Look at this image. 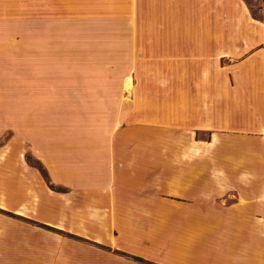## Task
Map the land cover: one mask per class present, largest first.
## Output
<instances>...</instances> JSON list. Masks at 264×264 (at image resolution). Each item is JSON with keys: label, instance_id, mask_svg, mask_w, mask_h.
Listing matches in <instances>:
<instances>
[{"label": "crops", "instance_id": "obj_1", "mask_svg": "<svg viewBox=\"0 0 264 264\" xmlns=\"http://www.w3.org/2000/svg\"><path fill=\"white\" fill-rule=\"evenodd\" d=\"M70 14L114 24L128 62L2 81L0 264H264V19L248 0ZM72 102L95 106L59 120Z\"/></svg>", "mask_w": 264, "mask_h": 264}, {"label": "rangeland", "instance_id": "obj_2", "mask_svg": "<svg viewBox=\"0 0 264 264\" xmlns=\"http://www.w3.org/2000/svg\"><path fill=\"white\" fill-rule=\"evenodd\" d=\"M248 1L254 15L264 19V0ZM94 18L83 22L72 16L70 0H0V92L6 79L69 84L70 64H126L125 56L112 54L114 41L110 40V32L117 31V27ZM84 35L88 39H82ZM98 91L94 92L98 95ZM89 105L95 106L59 103V120L69 122L72 110L85 111ZM11 136L12 132H8L0 143Z\"/></svg>", "mask_w": 264, "mask_h": 264}, {"label": "trees", "instance_id": "obj_3", "mask_svg": "<svg viewBox=\"0 0 264 264\" xmlns=\"http://www.w3.org/2000/svg\"><path fill=\"white\" fill-rule=\"evenodd\" d=\"M28 159L30 160V162H32V164L39 167L42 170V172L44 173V175L46 177H48V173H47L46 169L44 168V166L41 164V162L39 160H35V162H33L31 156H28ZM52 187H54V185H52Z\"/></svg>", "mask_w": 264, "mask_h": 264}]
</instances>
